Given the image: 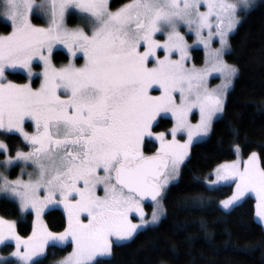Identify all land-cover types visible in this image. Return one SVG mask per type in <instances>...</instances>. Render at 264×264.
<instances>
[{"label":"snow or ice","instance_id":"6c2138e0","mask_svg":"<svg viewBox=\"0 0 264 264\" xmlns=\"http://www.w3.org/2000/svg\"><path fill=\"white\" fill-rule=\"evenodd\" d=\"M2 6L12 31L0 35V129L19 133L30 151L9 156L8 145L0 141L5 154L0 164L8 168L23 161L35 167L27 180L0 173V193L18 199L21 210L34 211L36 221L25 239L14 221L0 218V243L15 241L12 255L20 264H39L50 243L70 241L72 252L57 264H96L98 256L111 253L113 237L128 240L164 215L161 199L179 177L190 145L206 137L224 111L237 68L223 54L239 23L238 8L247 9L249 0H130L116 11L109 10L108 0H2ZM70 9L93 22L91 35L65 26ZM34 12L49 17L46 27L31 22ZM181 25L204 46L205 67L187 66L190 46ZM157 33H166V39H155ZM213 39L220 48H211ZM57 45L73 58L82 53L84 64L77 67L70 60L56 67L52 54ZM35 60L43 64L39 88L6 79L9 69H23L31 79ZM214 73L222 83L209 88ZM193 109L200 114L195 124L189 119ZM169 116L171 129L154 132ZM26 120L34 123L33 133L25 131ZM178 134L187 139L180 142ZM146 138L159 144L151 155L143 151ZM235 151L238 158L218 165L215 180L208 183L235 184L232 196L220 202L224 209L254 193L256 216L264 222L260 157L252 152L241 161L239 145ZM146 199L155 205L150 219ZM50 206L63 207L67 223L62 232L51 231L41 219ZM132 213L139 223H133Z\"/></svg>","mask_w":264,"mask_h":264},{"label":"trees","instance_id":"16d2710c","mask_svg":"<svg viewBox=\"0 0 264 264\" xmlns=\"http://www.w3.org/2000/svg\"><path fill=\"white\" fill-rule=\"evenodd\" d=\"M125 0H111V8ZM1 9V0H0ZM11 26L0 17V33ZM193 60L201 64L203 52L193 49ZM66 55L54 52L56 62ZM225 59L236 66L237 74L228 90L223 113L214 120L210 133L192 144L189 156L176 182L164 193L165 214L154 225L138 230L132 238L114 242L110 256L96 259V264H264V227L255 218V198L248 196L229 210L220 199L230 195L233 184L209 186L207 179L220 163L233 160L239 145L240 155L256 152L264 167V0H258L242 13L241 21L230 36ZM16 80H26L21 73H9ZM171 119L163 118L155 130L166 129ZM11 154L27 149L15 132L0 131ZM155 143L147 139L145 151L152 152ZM15 170V169H14ZM0 216L16 220V231L27 238L33 228V213L24 214L13 199L0 195ZM53 232H62L66 218L60 208L44 214ZM13 244L6 243L5 250ZM72 249V244H51L39 264L53 260ZM0 264H19L7 258Z\"/></svg>","mask_w":264,"mask_h":264},{"label":"rangeland","instance_id":"374dc122","mask_svg":"<svg viewBox=\"0 0 264 264\" xmlns=\"http://www.w3.org/2000/svg\"><path fill=\"white\" fill-rule=\"evenodd\" d=\"M258 0H249V7L247 9H243V8H238V11H237V16H238V19H239V22L241 21V18H242V13L244 12H247L249 9H251V7H253V5H255V3L257 2ZM110 2L111 0H108V6H109V10L110 11H116L118 9H120L123 5L127 4L130 2V0H125L124 2H122L121 4L117 5L116 7L114 8H111L110 6ZM231 2H235V3H239V0H231ZM201 10H205L203 6H201ZM3 12H4V9H3V6H2V0H1V9H0V17L2 18V20L8 22L11 26V22L10 20L6 19L3 15ZM31 22L36 25V26H41V27H46L49 23V17L47 15H42V14H39L37 12H34L32 17H31ZM65 26L69 29H74V28H82L86 33H88L89 35H91V32H92V29L94 27L93 25V22L86 16L82 15L81 13L78 12V10L76 9H70L68 11V13L66 14L65 16ZM239 24V23H238ZM237 24V26H238ZM237 26L235 27V29L229 33L228 35V48L224 50V54H223V59L230 65H233L232 63H229L226 59H225V55L227 53V51L229 50L230 48V36L231 34L234 33V31L236 30ZM12 31V26H11V29L9 32H6V33H0V35H7L9 34L10 32ZM179 31L181 32V34L184 35L185 37V40L186 42L188 43V45L190 46L188 51H189V60L186 62L187 63V66L188 67H192V66H195L197 68H203L205 67V64H206V60L208 59V56L206 54V50L204 48V46L202 44H199L196 42V36L194 34V32H191L189 31V29L186 27V26H183L181 25L179 27ZM204 35L207 36V32L205 31L204 32ZM155 39L157 40H160V41H164L166 39V33H157L155 35ZM211 48L212 49H216V48H220V43H219V40L218 39H213L212 43H211ZM193 49H201L202 52H203V61L201 64H198V63H195L194 60H193ZM57 50H60L62 51L65 55H66V58L64 61H62L61 63L59 62H56L55 59H54V52L57 51ZM159 55L163 56V52H159L158 53ZM173 59H178V55H174L172 57ZM72 61L73 63H75V65L77 67H80L84 64V57H83V54L82 53H77V56L75 58L71 57L68 53V50L67 48H65L63 45H57L56 47H54L53 49V54H52V62L53 64L56 66V67H60V66H63V65H66L69 63V61ZM235 66V65H233ZM33 73L34 75L32 76L31 79H29L28 75H27V72L23 69H9L5 72V77L7 80L9 81H12L13 83H16V84H28L30 83L31 87L32 88H39L41 82H42V79L43 77L40 75V73L42 72L43 70V64L42 62H39L38 60H35L33 61ZM236 67V66H235ZM9 73H21L23 75L26 76V80H16V79H13L12 77L9 76ZM235 77V76H234ZM234 79V78H233ZM222 83V77L217 74V73H214L212 74L211 76L208 77V80H207V85L209 88H215L217 86H219L220 84ZM233 84V82H232ZM232 86V85H231ZM231 86L229 87V89L231 88ZM228 89V90H229ZM228 92V91H227ZM227 94V93H226ZM225 99H226V95H225ZM221 114H218V116L216 118H218ZM166 118H169L171 119V117H166ZM214 118L213 119V122L214 120L216 119ZM189 119L191 120V122L193 124L197 123L200 119V114H199V111L198 109H193L192 113L189 114ZM172 121V119H171ZM212 122V124H213ZM173 126V121H172V124L166 128V129H160V130H155L153 128V131L154 132H160V131H165L167 132L168 130L171 129V127ZM24 128H25V131L29 132V133H33L35 131V126H34V123L30 120H26L25 121V124H24ZM212 128V127H211ZM2 131H5L3 129H0ZM7 132V131H6ZM17 133V132H15ZM210 133V132H209ZM208 133V134H209ZM19 134V133H17ZM20 135V134H19ZM21 136V135H20ZM22 140L27 144V142L23 139V137L21 136ZM169 139H171V136L168 137ZM205 137H199L197 140H195L193 143H195L196 141H199L201 139H203ZM149 139V140H152L156 145H155V148H154V151L152 152H146L145 151V142H144V145H143V151L144 153H147V154H153L156 149L159 147V144L157 141H155L154 139L152 138H146L145 141ZM177 139L180 141V142H184L186 139H187V136L185 134H178L177 135ZM0 141H3L5 144H7L4 140H0ZM192 143V144H193ZM192 144L190 145L189 147V152H190V149H191V146ZM8 145V144H7ZM9 148V147H8ZM19 151H24V152H27V151H30V146L27 150H22V149H18ZM16 153V151H15ZM15 153L14 154H11L10 151L8 152V155L9 156H15ZM240 154V153H239ZM5 158V154L3 153V151H0V161H3ZM238 157L236 156L233 160H236ZM248 157H241L239 156V159L241 161H244L246 160ZM233 160H228V161H225V162H231ZM225 162H222V163H225ZM220 163V164H222ZM219 164V165H220ZM182 166V165H181ZM34 165L31 163V162H23V161H19V162H16L14 165L12 166H9L8 168H5L2 164H0V173H3L4 175H6L8 177L9 180H15L17 178H21V179H24V180H27L29 179V176H28V173L30 172H34ZM15 169V170H14ZM181 169V168H180ZM216 168H214L211 172V177L207 179V182L208 181H211V180H215V175H214V170ZM179 178V177H178ZM177 178V180H178ZM177 180L173 181L172 183L176 182ZM171 183V184H172ZM170 184V185H171ZM209 184V183H208ZM222 184H233V191L230 195L220 199V202L225 200V199H228L229 197L232 196L233 192L235 191V184L234 183H231V182H221L217 185H211V187H216V186H219V185H222ZM170 185L168 186V188L170 187ZM210 186V185H209ZM167 188V189H168ZM166 189V191H167ZM165 191V192H166ZM98 194L99 195H103V190L102 188H99L98 189ZM1 196H4V197H7V198H10V199H13L14 201H16L20 207V204H19V201L18 199L16 198H13L11 197L10 195L6 194V193H0ZM44 193L43 191H41L40 193V196L43 197ZM248 196H252L253 198H255V206H256V197H255V194L254 193H246L244 197L241 198V200L238 202L240 203L241 201H243L245 198H247ZM59 197H57L58 199ZM219 202V203H220ZM237 203V204H238ZM161 205L164 209V214H165V204H164V196L163 198L161 199ZM220 206L223 208V206L221 205L220 203ZM60 208L63 210V207L62 206H50L48 208L45 209L44 213L42 214V217L41 219L43 220V222L46 224V221H45V217H44V214L47 210L51 209V208ZM155 207V205L152 203L150 204V206H147V205H144V210H145V213H146V218L150 219L151 218V214H152V211H153V208ZM234 207V206H233ZM232 208V207H231ZM230 208V209H231ZM224 209V208H223ZM224 210H229V209H224ZM20 211L22 212V214L28 212V211H31L33 213V225H34V222L36 221V215H35V212L32 211L31 209H27V210H21L20 208ZM64 212V210H63ZM65 215V213H64ZM164 215L161 216L160 220L162 219ZM0 218H3L5 220H9V221H14L16 222V220H12V219H7L5 217H2L0 216ZM65 218H66V215H65ZM130 218L132 219L133 223H139V216L135 213H132L130 215ZM255 218L258 222H260L262 224V226L264 227V222H261L259 220V218L256 216L255 214ZM159 220V221H160ZM158 221V222H159ZM67 222V221H66ZM157 222V223H158ZM156 223V224H157ZM149 225H154V224H149ZM147 225V226H149ZM147 226H144L142 227L141 229L147 227ZM140 230V229H138ZM137 230V231H138ZM32 231H33V228L30 232V235L32 234ZM29 235V236H30ZM28 236V237H29ZM22 238H25V237H22ZM26 239V238H25ZM129 240V239H128ZM123 241H126V240H117L115 237L112 238V242H123ZM6 243H11L13 244L12 248L11 249H7L5 250V245ZM67 243H71L70 241L68 242H65L63 245L67 244ZM51 245V243L46 247L45 249V254L47 253L48 251V247ZM113 245V244H112ZM72 249H73V245H72ZM72 249L70 251H68L66 254L56 258L53 260V264H57V262L59 260H61L62 258H64L65 256H67L69 253L72 252ZM22 250V249H21ZM16 251V245H15V241L13 240H8V241H4L3 243H0V262L4 259H7V258H14L16 259L12 254ZM111 253H112V250H111ZM111 253L109 255H105V256H98L96 259L98 258H101V257H107V256H110ZM44 254V255H45ZM42 257V256H41ZM17 260V259H16ZM17 262L20 264V262L17 260Z\"/></svg>","mask_w":264,"mask_h":264},{"label":"flooded vegetation","instance_id":"af4514ba","mask_svg":"<svg viewBox=\"0 0 264 264\" xmlns=\"http://www.w3.org/2000/svg\"><path fill=\"white\" fill-rule=\"evenodd\" d=\"M148 204H149V203H144V202H143V207H144V205H147V206H148Z\"/></svg>","mask_w":264,"mask_h":264},{"label":"water","instance_id":"95a60500","mask_svg":"<svg viewBox=\"0 0 264 264\" xmlns=\"http://www.w3.org/2000/svg\"><path fill=\"white\" fill-rule=\"evenodd\" d=\"M145 201H146V202H151L150 200H147V199H146Z\"/></svg>","mask_w":264,"mask_h":264}]
</instances>
